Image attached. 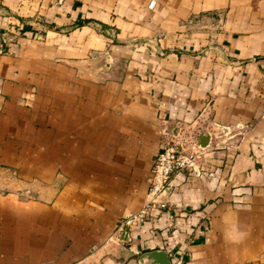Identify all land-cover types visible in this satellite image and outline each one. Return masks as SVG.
I'll use <instances>...</instances> for the list:
<instances>
[{
  "label": "crops",
  "instance_id": "crops-1",
  "mask_svg": "<svg viewBox=\"0 0 264 264\" xmlns=\"http://www.w3.org/2000/svg\"><path fill=\"white\" fill-rule=\"evenodd\" d=\"M0 46V264H264V0H0Z\"/></svg>",
  "mask_w": 264,
  "mask_h": 264
},
{
  "label": "built area",
  "instance_id": "built-area-1",
  "mask_svg": "<svg viewBox=\"0 0 264 264\" xmlns=\"http://www.w3.org/2000/svg\"><path fill=\"white\" fill-rule=\"evenodd\" d=\"M63 2L64 0H56L57 4ZM2 53H4V49L0 46V54ZM195 154H197V150L184 143L167 142L161 145L151 166L147 201L139 213L140 216H148L149 209L152 207L158 209L167 207V202L159 198L163 193L170 192L174 179L180 173L196 170L193 164ZM168 264H184L183 252L175 257H169Z\"/></svg>",
  "mask_w": 264,
  "mask_h": 264
},
{
  "label": "water",
  "instance_id": "water-1",
  "mask_svg": "<svg viewBox=\"0 0 264 264\" xmlns=\"http://www.w3.org/2000/svg\"><path fill=\"white\" fill-rule=\"evenodd\" d=\"M200 144H201V145H205V141H200ZM158 252H161V251H156V250H154V251H151V252H148V253H144V254L140 257V262H141L142 264H144V263H143V260H144V259H147V260L151 261V260H152V257H153L154 255H156ZM168 263H169V257L166 255V256H165V261H163L162 264H168ZM147 264H151V263H147Z\"/></svg>",
  "mask_w": 264,
  "mask_h": 264
}]
</instances>
